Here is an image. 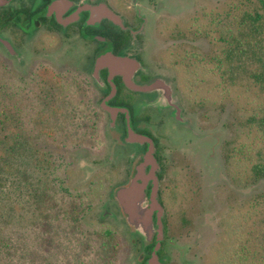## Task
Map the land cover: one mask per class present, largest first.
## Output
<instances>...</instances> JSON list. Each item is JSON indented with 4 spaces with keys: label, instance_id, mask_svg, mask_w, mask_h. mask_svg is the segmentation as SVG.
<instances>
[{
    "label": "rangeland",
    "instance_id": "1",
    "mask_svg": "<svg viewBox=\"0 0 264 264\" xmlns=\"http://www.w3.org/2000/svg\"><path fill=\"white\" fill-rule=\"evenodd\" d=\"M164 1L149 28L152 65L173 79L174 90L184 96V115L191 118L182 146L167 161L168 176L176 174L178 183L175 203L166 205L171 251L176 262L186 264H264V253L251 260L246 253L255 250L251 230L255 218L264 215V177L254 178L246 160L233 155L240 149L264 154V133L250 125L251 117L264 110V96L252 97L246 86L253 82L233 84L218 68L220 46L212 32L216 21H232L242 13L258 12L264 21V0ZM24 75L29 77L18 78L28 82L34 70ZM95 131L85 129L81 144L36 142L25 157L0 159V243L23 253L26 264L43 263L44 211L66 230L69 250L91 242L90 250L76 248V257L70 256L84 259L80 264L133 260L122 221L103 215L108 209L118 217L106 204L119 180L105 163L110 145ZM63 207L71 213L59 214ZM107 232L115 237L113 252L101 246ZM6 257L1 264L9 262Z\"/></svg>",
    "mask_w": 264,
    "mask_h": 264
},
{
    "label": "flooded vegetation",
    "instance_id": "2",
    "mask_svg": "<svg viewBox=\"0 0 264 264\" xmlns=\"http://www.w3.org/2000/svg\"><path fill=\"white\" fill-rule=\"evenodd\" d=\"M164 7V0H0V63L19 78L33 69L38 80L76 84L82 113L110 145L105 163L119 186L106 206L118 217L108 209L103 215L122 221L134 253L130 264H147L157 246L159 264H186L175 261L168 237L166 205L175 203L178 183L167 161L191 118L173 79L152 65L149 28ZM128 189L151 211L150 241L125 213L119 192Z\"/></svg>",
    "mask_w": 264,
    "mask_h": 264
},
{
    "label": "trees",
    "instance_id": "3",
    "mask_svg": "<svg viewBox=\"0 0 264 264\" xmlns=\"http://www.w3.org/2000/svg\"><path fill=\"white\" fill-rule=\"evenodd\" d=\"M212 30L220 46L221 58L217 59L218 68L233 84L244 80L253 82L247 83L246 91L250 92L252 97L261 99L264 96L262 16L258 12L242 13L232 21H216ZM79 92L76 84L51 82L48 79L38 80L35 76L24 82L0 63V159L6 157L15 159L16 154L25 157L28 147L36 142L57 146H65L71 142L83 143L85 129L89 128L93 132L95 129L85 113H82L85 105L81 96H78ZM250 125L264 133L263 109L251 117ZM97 133L95 131V137ZM233 155L246 160L254 178L264 177V154L261 150L240 149ZM43 201L48 206L52 202L46 191L43 194ZM62 210L64 212L59 213L62 216H67L70 211L66 207ZM44 214L46 226L41 228L43 237L39 242L40 248L44 250L43 263L84 262V259L76 260L70 256L76 257V248L81 252L90 250L91 242L82 241L73 248L75 251L69 250L72 242L64 241L68 238L66 230L58 224V220L52 221L46 211ZM257 217L256 227L251 230L255 250L251 253L246 251L250 260L259 259L264 253V215L261 214L258 219ZM10 246L5 247L2 246V242L0 243V264L2 255L7 256L5 259L9 261L7 264H14L12 258L19 257L22 261L26 259L25 255H19L23 253L13 252ZM101 246L105 251L113 252L116 248L114 235L105 233ZM243 251L245 252V249ZM15 262L20 264L19 261ZM23 263L26 264V261Z\"/></svg>",
    "mask_w": 264,
    "mask_h": 264
},
{
    "label": "water",
    "instance_id": "4",
    "mask_svg": "<svg viewBox=\"0 0 264 264\" xmlns=\"http://www.w3.org/2000/svg\"><path fill=\"white\" fill-rule=\"evenodd\" d=\"M103 60L105 59H102V61ZM112 62L116 64H123L124 66L129 65V63L123 59H114L112 60ZM119 196H121L123 198V201L125 202L123 204V207L125 208V213L129 216V222L137 228L140 236H142L145 241H150V238L154 230L150 222L151 211L141 207L140 194L136 192L134 189H128V190L120 191ZM152 201L154 206L156 207L155 209L159 211V209L156 206L157 202L155 198H153ZM159 219L160 216L158 215V220ZM158 226H159V230H158L157 243L159 244V242L161 241L162 234H161V227L159 224ZM157 250H158V246L157 248H155L152 257L147 264H159L156 255Z\"/></svg>",
    "mask_w": 264,
    "mask_h": 264
}]
</instances>
